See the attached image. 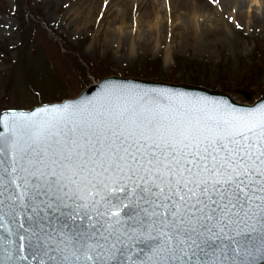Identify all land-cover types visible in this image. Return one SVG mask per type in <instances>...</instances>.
Returning a JSON list of instances; mask_svg holds the SVG:
<instances>
[{"label":"snow or ice","instance_id":"obj_1","mask_svg":"<svg viewBox=\"0 0 264 264\" xmlns=\"http://www.w3.org/2000/svg\"><path fill=\"white\" fill-rule=\"evenodd\" d=\"M98 89L0 113V264H264V101Z\"/></svg>","mask_w":264,"mask_h":264},{"label":"rangeland","instance_id":"obj_2","mask_svg":"<svg viewBox=\"0 0 264 264\" xmlns=\"http://www.w3.org/2000/svg\"><path fill=\"white\" fill-rule=\"evenodd\" d=\"M179 57L225 69L200 75L229 87L210 91L264 99V0H0V113L73 99L116 73L137 79L140 61L173 77Z\"/></svg>","mask_w":264,"mask_h":264},{"label":"trees","instance_id":"obj_3","mask_svg":"<svg viewBox=\"0 0 264 264\" xmlns=\"http://www.w3.org/2000/svg\"><path fill=\"white\" fill-rule=\"evenodd\" d=\"M32 17V16H31ZM33 20V19H32ZM65 50L67 52H70L67 50V48L65 47ZM142 61L139 62V66L136 69L137 72L135 73V75L133 77L136 78H140V79H146V80H150V81H157V82H167V83H173V84H186V85H191V86H202V87H206L207 89H220L222 91L228 92L229 91V87H226L224 85H215V84H211L208 83L206 81H202L200 79V75L201 74H214L215 72H222L225 71V69L217 66V65H213V63H207L204 61H200V60H194V59H182L181 57H179L178 59H176L175 65H176V69H177V74L173 77H165V78H160L159 76H157L154 73H146L144 72L146 70L144 65H141ZM214 68V69H212ZM151 69V68H150ZM229 70V69H228ZM222 74V73H221ZM121 76V77H129L128 75L124 76L123 74H119L116 73L114 75H109V76ZM216 86V87H214ZM218 87V88H217ZM229 93V92H228Z\"/></svg>","mask_w":264,"mask_h":264},{"label":"water","instance_id":"obj_4","mask_svg":"<svg viewBox=\"0 0 264 264\" xmlns=\"http://www.w3.org/2000/svg\"><path fill=\"white\" fill-rule=\"evenodd\" d=\"M102 81H109L115 84H123V85L136 86V87H142V88L171 87L174 90L186 91L190 94L206 95L218 101L227 102V103L233 104L238 107H253V106L258 105L261 101H264V99H261L258 102H256L254 105L249 106V105H243V104L237 103L235 100L232 99L231 96H229L226 93H223L220 91H210L206 88H201V87H193V86H187V85H175V84H168V83H158V82L146 81V80H141V79L118 78V77L107 78ZM100 83L91 85L88 89L84 90L76 99L65 100L62 103L73 102L84 96H88V97L95 96L97 91L99 90L98 85ZM62 103H54V104H48V105H43V106L60 105Z\"/></svg>","mask_w":264,"mask_h":264},{"label":"bare ground","instance_id":"obj_5","mask_svg":"<svg viewBox=\"0 0 264 264\" xmlns=\"http://www.w3.org/2000/svg\"><path fill=\"white\" fill-rule=\"evenodd\" d=\"M144 2V1H143Z\"/></svg>","mask_w":264,"mask_h":264}]
</instances>
